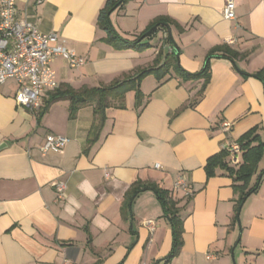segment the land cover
<instances>
[{"label":"crops","instance_id":"1","mask_svg":"<svg viewBox=\"0 0 264 264\" xmlns=\"http://www.w3.org/2000/svg\"><path fill=\"white\" fill-rule=\"evenodd\" d=\"M106 1L17 0L19 18L57 34L86 60L72 68L57 57L59 87L109 85L153 66L161 50L172 51L165 28L144 50L107 42L97 24ZM225 2L127 0L111 14L130 39L168 18L177 64L190 73L203 71L218 46L236 52L234 59L211 58V78L199 98L202 78L186 79L177 68L162 81L151 74L140 96L130 91L122 102L111 99L95 130L93 104L71 117L70 101L52 102L53 90L40 111H31L17 104L16 81L0 88V264H264V173L236 216L233 178L223 170L208 178L205 170L212 155L249 130L258 128L264 140V84L252 76L264 69V0H234L239 29L223 17ZM48 133L68 138L62 152H41ZM262 170L264 154L251 184ZM179 174L191 184L190 199L174 190ZM137 180L180 200L183 245L170 261L172 231L157 195L147 190L127 204ZM58 182L66 184L61 198Z\"/></svg>","mask_w":264,"mask_h":264},{"label":"trees","instance_id":"2","mask_svg":"<svg viewBox=\"0 0 264 264\" xmlns=\"http://www.w3.org/2000/svg\"><path fill=\"white\" fill-rule=\"evenodd\" d=\"M127 0H107L104 6L101 8L99 15L97 17V24L99 27L106 32L105 40L107 42L115 44L119 48H135L139 50L147 49L150 45L149 43L143 42L144 39L152 37L159 29H166L167 25L170 26V20L168 18H162L156 20L145 32L141 33L138 37L134 39L127 38L121 35L114 27L111 21V14L113 11L123 6ZM153 27H155L153 29ZM150 29H152L150 31ZM150 31V32H149ZM168 33V32H167ZM146 35V36H145ZM166 41L168 43L173 40L166 36ZM179 54H176L174 50L170 53H163L162 50L158 53L155 58L154 65L148 68L138 70L135 74L129 75L123 79L116 80L109 85H102L98 87H83L80 89H75L70 85H63L54 90L52 97V102L59 100H69L70 101V116L74 117L76 111L86 105L93 104L94 111L97 116V121L95 123V130L100 129L107 119V109L110 106V101L120 100L121 102L125 98V95L130 91H135L137 96L141 93V82L147 76L153 74L157 76L159 81H162L167 76L169 77L174 68L180 72L182 76L186 79L202 78L204 80L203 86L199 91V97L204 94V91L210 81V60L212 57H227L234 59L237 56L229 46L216 47L208 55L206 60V68L203 71L197 73H190L177 64V58ZM247 75V73H244ZM252 76L261 80L264 84V69L256 72ZM198 102V99L195 102ZM137 101V104H139ZM123 104L121 103L120 106ZM186 108V107H185ZM180 109V111H182ZM238 144L242 150V156L239 163H232V155L230 148H223L218 153L212 155L206 165L205 170L207 177H213L217 175L218 170L225 171L234 180V187L239 193V197L236 204V216L239 215L241 207L245 202L246 198L253 192H255L261 181L260 173L257 182L251 184L253 177L257 174L259 169V164L262 160L264 154V140L263 136L258 130V128H253L245 133L238 141ZM151 190L153 191L161 203L165 217L168 219L172 237H173V248L171 253L166 258V261H170L174 256H176L183 245V232H184V219L181 215V209L179 207V199L173 194V191L162 188L155 183H144L141 180L134 181L131 185L129 191L127 192V204L131 207L133 200L140 193ZM193 195L185 196L190 199Z\"/></svg>","mask_w":264,"mask_h":264},{"label":"built area","instance_id":"3","mask_svg":"<svg viewBox=\"0 0 264 264\" xmlns=\"http://www.w3.org/2000/svg\"><path fill=\"white\" fill-rule=\"evenodd\" d=\"M223 17L235 22V28H241L237 21L234 0H226ZM235 38L230 37L228 44H234ZM62 57L67 64L76 68L84 65L86 60L64 43L59 42L55 33H42L37 25L26 18L18 17L17 0H0V88L9 80L17 83L15 100L19 106L31 111L43 108L44 95L59 88V82L53 69V62ZM230 123H224L223 128L229 130ZM68 143V138L48 133L40 146L43 154L62 152ZM232 161L240 162L242 153L239 144L230 147ZM156 167H160L159 164ZM58 196L61 198L66 191V184H55ZM174 190L185 196L192 194L190 182L184 174H179L174 183ZM212 257L211 254L207 255Z\"/></svg>","mask_w":264,"mask_h":264},{"label":"water","instance_id":"4","mask_svg":"<svg viewBox=\"0 0 264 264\" xmlns=\"http://www.w3.org/2000/svg\"><path fill=\"white\" fill-rule=\"evenodd\" d=\"M167 27V32H168V36L170 37V39H172L173 40V45H172V47H173V50H174V52L176 53V54H178V46L176 45V43H175V41H174V39H173V35H172V30H171V27L169 26V25H167L166 26ZM155 27H153V29H154ZM152 29H150V31H151ZM149 31V32H150ZM146 36V35H145ZM261 177H262V174H261Z\"/></svg>","mask_w":264,"mask_h":264},{"label":"rangeland","instance_id":"5","mask_svg":"<svg viewBox=\"0 0 264 264\" xmlns=\"http://www.w3.org/2000/svg\"><path fill=\"white\" fill-rule=\"evenodd\" d=\"M157 32H158V31H157ZM157 32H156V33H157ZM156 41H157V37H156L155 34H154L152 37L144 39L143 42H145V43H149V42H156ZM178 192H180V191H178Z\"/></svg>","mask_w":264,"mask_h":264}]
</instances>
